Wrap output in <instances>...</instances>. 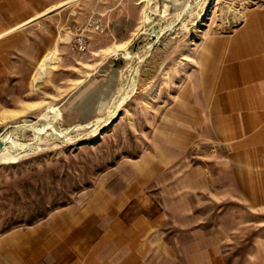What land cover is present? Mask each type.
Masks as SVG:
<instances>
[{
  "label": "crops",
  "instance_id": "0c3cea01",
  "mask_svg": "<svg viewBox=\"0 0 264 264\" xmlns=\"http://www.w3.org/2000/svg\"><path fill=\"white\" fill-rule=\"evenodd\" d=\"M102 1L109 7L105 24L118 26L139 20L140 13L132 16L131 11L139 8L143 0ZM69 2L0 0V102L15 101V91L10 89L27 88L32 75L41 69L49 46L59 43L61 31L55 27L59 28L61 22L51 12ZM57 22L59 25L53 27ZM116 26L109 27L105 34L95 33V47L89 46L86 32L89 50L81 57L82 68L98 70L100 74L91 81L86 79L80 91L72 88L61 98L60 106L82 120L102 111L114 91L111 51L123 45L117 41L123 33ZM74 52L61 46L58 63L66 67L77 64L79 58ZM194 61L182 85L167 94L165 105L158 108L148 144L140 149L137 158L122 159L107 174L106 184L99 191L105 203L115 197L124 201L133 196L137 199L143 188L152 184L160 197L156 196L157 201L150 205V197L143 196L146 205L140 214L151 216L145 217L147 228L156 225L160 229L165 222L188 237L142 241L137 235L130 237L124 229L126 246L135 248L133 261L117 260L110 251L100 255V248L106 245L104 239L92 249L87 247L90 254L84 261L76 256L71 264H176L177 246L182 248L177 253L182 254L184 264H252L253 248L258 246L264 264V236L247 243L245 257L234 260L224 255L227 240L218 235L224 228L236 231L240 224H253L240 219V215L264 216V5L247 8L230 32L206 35ZM194 146L198 147L196 153ZM138 204L141 208L140 200H136ZM58 214L45 228L42 246L22 247V256H28L30 262L45 264L41 261L45 257L46 264H56L58 256H47L51 248L53 252L54 243L57 249L68 236L71 240L67 242L76 241L77 223L70 225L65 213L60 212V218ZM226 215L234 216L229 226L225 225ZM135 225V232L142 234L145 229L137 222Z\"/></svg>",
  "mask_w": 264,
  "mask_h": 264
},
{
  "label": "rangeland",
  "instance_id": "374dc122",
  "mask_svg": "<svg viewBox=\"0 0 264 264\" xmlns=\"http://www.w3.org/2000/svg\"><path fill=\"white\" fill-rule=\"evenodd\" d=\"M260 4L264 5V0H143L139 8L131 11L132 16L140 13L139 20L135 24L128 21L118 26L105 24L104 15L109 7L102 0H71L53 10L51 13L57 14L61 22L53 27L60 26L55 29H60L61 37L45 54L52 53L51 64L41 65L27 88L10 89L15 91V101L0 102V140L6 136L10 138L0 144V264H42L22 256V247L42 246L46 240L45 228L53 216L59 213L60 218V212L65 213L70 225L77 223L78 234L75 242H67L71 240L68 236L61 241L62 246L56 249L54 243L53 252L52 248L48 250L47 256H58L56 264H71L76 256L77 260L84 261L90 254L87 247L92 249V245L104 239L106 245L100 248V255H108L110 251V255H117V260L133 261L135 248L126 246L122 239L124 229L130 237L137 235L142 241L186 239L188 236L181 229L165 222L160 229L156 225L147 228L145 217L150 219L151 216L140 214L146 205L143 196L155 197L153 200L147 198L150 205L155 204L156 196L160 197L159 190L152 184L145 186L137 199L133 196L124 201L115 197L105 203L99 191L106 184L107 174L117 168L122 159L137 158L140 149L148 144L149 130L156 125L158 108L194 68L195 54L203 38L212 33L230 32L247 8ZM145 17L149 19L145 21ZM89 23L102 27L88 29L89 46L98 45L95 33L105 34L112 25L123 33L117 40L123 45L111 51L115 88L109 104L93 118L82 120L60 106V101L67 90L80 91L86 79L91 81L90 78L100 74L98 70L82 68L81 57L86 51L72 50L77 28ZM159 26L167 29L157 38L152 28ZM149 43L153 46L145 56ZM61 46H67L71 53L76 52L77 64L66 67L58 63ZM123 87L126 97L116 113L109 115L108 108ZM51 106L61 112L53 122V112L42 117ZM22 123L36 128L45 126L47 132L37 137L31 129L15 126ZM193 149L194 153L198 151L196 146ZM116 192H120L119 189ZM136 200L141 201V208ZM233 217L224 216L228 221L225 225L229 226ZM242 218L255 226L240 224L236 231L224 228L218 234L227 240L224 255L234 260L245 257L247 243L252 244L264 236V216L240 215ZM136 222L145 229L142 234L135 232ZM115 240L121 242L116 244ZM175 249L176 264H184L182 254L177 253L182 252V248ZM253 249L255 262L252 264H263L259 247ZM41 261L46 264L45 257Z\"/></svg>",
  "mask_w": 264,
  "mask_h": 264
},
{
  "label": "bare ground",
  "instance_id": "6f19581e",
  "mask_svg": "<svg viewBox=\"0 0 264 264\" xmlns=\"http://www.w3.org/2000/svg\"><path fill=\"white\" fill-rule=\"evenodd\" d=\"M67 1H70V0H67ZM198 2V1H197ZM64 3V2H63ZM67 4V3H66ZM60 7V6H59ZM52 8V7H51ZM187 8V7H186ZM167 9V8H166ZM188 10V9H187ZM166 11V10H165ZM50 12V11H49ZM164 14V13H163ZM162 15V14H161ZM149 16V15H148ZM149 19V17H145V21H147ZM172 22V21H171ZM168 25V24H167ZM171 25V24H170ZM160 27V26H159ZM166 29H167V27H160V28H156V29H154L153 30V33H155V35H156V37L158 38L162 33H164L165 31H166ZM153 35V34H152ZM70 37V36H69ZM155 42V41H154ZM152 46H153V43H149V46H148V48H147V51H146V53H145V56H147L148 54H149V52H150V49L152 48ZM120 49V48H119ZM116 50L114 51V53L116 54ZM127 55H129V54H127ZM129 57V56H128ZM51 58H52V54L50 53V52H48L47 53V56L44 58V60H43V62H42V66L43 67H45V66H47L49 63H50V60H51ZM144 59V58H143ZM51 64V63H50ZM53 65V64H52ZM127 88H128V86H127ZM133 88H135V87H133ZM130 89V88H129ZM124 90H125V88L123 87L122 88V90H121V92L112 100V102H111V106H109V108H108V114L109 115H112V114H114V113H116V111H117V109H118V107L123 103V101H124V99H125V97H126V94L125 93H122V91L124 92ZM131 95V94H130ZM53 105V104H52ZM59 109V108H58ZM56 107H53V106H51V107H49V108H47V110H46V112H43L42 113V117L43 116H47V114H48V112H53V119L51 120L52 122H53V120L54 119H57L58 117H60V115H61V112L58 110ZM50 116V115H49ZM49 116L47 117V118H49ZM108 116V115H107ZM46 118V117H45ZM46 118V119H47ZM48 121H49V119H48ZM50 122V121H49ZM48 122V123H49ZM52 122H50L49 123V125H52ZM48 125V126H49ZM80 125V124H79ZM16 127H23V128H26V129H31L32 131H34V133H35V136H37V135H39V133H41V132H44V131H46L45 129H46V127L44 126V127H38V128H36V127H34L32 124H27V123H22V124H17V125H15ZM43 126V125H42ZM47 126V127H48ZM15 127V128H16ZM60 131H62V130H60ZM66 131V130H65ZM47 132V131H46ZM63 134V133H62ZM41 135V134H40ZM39 135V136H40ZM38 137V136H37ZM10 138H9V136H6V137H3V138H1V140H0V144H2L3 142H7V141H10L9 140ZM2 146V145H1ZM14 147V144H13V146H12V148Z\"/></svg>",
  "mask_w": 264,
  "mask_h": 264
},
{
  "label": "built area",
  "instance_id": "2783aa9c",
  "mask_svg": "<svg viewBox=\"0 0 264 264\" xmlns=\"http://www.w3.org/2000/svg\"><path fill=\"white\" fill-rule=\"evenodd\" d=\"M89 28H94L95 30L101 29L99 24L93 25L92 23L78 27L73 39V48L78 52H84L88 48V37L86 32H88Z\"/></svg>",
  "mask_w": 264,
  "mask_h": 264
},
{
  "label": "water",
  "instance_id": "95a60500",
  "mask_svg": "<svg viewBox=\"0 0 264 264\" xmlns=\"http://www.w3.org/2000/svg\"><path fill=\"white\" fill-rule=\"evenodd\" d=\"M154 29L152 28V31H153Z\"/></svg>",
  "mask_w": 264,
  "mask_h": 264
}]
</instances>
